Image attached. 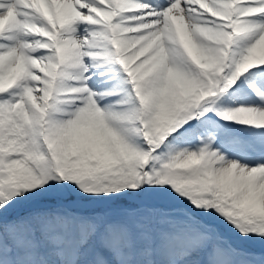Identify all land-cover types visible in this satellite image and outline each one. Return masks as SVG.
<instances>
[{"label": "snow or ice", "instance_id": "snow-or-ice-1", "mask_svg": "<svg viewBox=\"0 0 264 264\" xmlns=\"http://www.w3.org/2000/svg\"><path fill=\"white\" fill-rule=\"evenodd\" d=\"M0 264H264V0H0Z\"/></svg>", "mask_w": 264, "mask_h": 264}]
</instances>
